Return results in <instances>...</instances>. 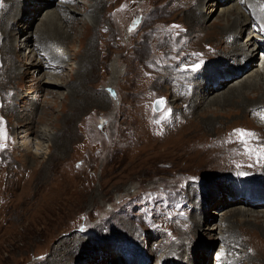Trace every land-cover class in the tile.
Returning <instances> with one entry per match:
<instances>
[{"label":"rangeland","instance_id":"1","mask_svg":"<svg viewBox=\"0 0 264 264\" xmlns=\"http://www.w3.org/2000/svg\"><path fill=\"white\" fill-rule=\"evenodd\" d=\"M114 1L112 5H102V10L109 11L112 16L110 21L104 22V27L110 24L115 28L103 42L104 48L100 50L95 36L90 35L86 40L94 43L96 65L93 72L96 74L83 85L84 92L77 90L74 81H70L77 79L76 62L84 52V47L80 48L81 35L74 32L77 36L67 56L71 58L72 52L79 55L74 60L69 59L63 70L68 75L64 80L68 79L69 85L73 83L71 87L77 98L73 94L64 100L62 95L66 91L62 88L57 91L56 101L52 102L56 107L42 106L38 101L37 105L40 109L44 107L43 113H46L43 121L46 124L51 121L50 126L57 127V131L53 128L57 139L49 147L43 141L40 152L45 154L34 161H29L25 151L28 147L36 151L35 142L21 138L20 129L12 133L10 125L17 121L21 123L15 114L9 113L8 107L13 105L15 108L16 104L22 110L21 115H26L34 105L29 97L37 88V81L46 80L43 76L46 70L42 68L32 73L28 64L23 65V62H31V47L16 52L26 59L15 64L16 73H20L21 78L5 85V90L10 93L0 99V121L7 135L6 146L0 149V264H154L167 251H163L160 245L156 254L153 253L161 243L159 240L167 238L171 245H175L180 238L189 237V233L183 232L187 227L192 229L194 243L205 253L208 251L207 254L215 256L221 246L219 231L212 235L207 229L220 224L224 228L226 221L230 222L233 234L239 237L237 246L240 247L241 241L245 242V246H241L246 256L241 259L243 264H257L258 261L252 259L255 254L253 246H256L252 239L260 236L258 239L264 241V237L259 229L237 222L230 213L239 207L244 208L234 202L242 195H227L239 189L264 193V174L261 173L264 159L257 155L264 147V138L261 137L264 130L258 132L255 128L259 123L252 124L249 121L251 116L244 112L243 117L234 106H211L208 113L200 107L193 117L183 116L186 123L194 120L193 126L180 124L187 109L181 108L179 100L175 101L177 94L189 89V95L197 93H193V86L202 78L187 77V74L200 72L213 58L206 60L197 48L176 49L179 41L169 45L163 53L162 48L155 47V36L150 31L163 19L170 36L182 34L181 42L189 44L192 35L183 33L193 23L189 8L192 5L185 11H176L174 4L179 0ZM214 1L204 0L202 12L198 15L199 19H204L205 31L223 19L222 7L211 6ZM233 1L226 0L222 6L231 8ZM3 2L5 4V0H0V9ZM77 5L78 10L83 0ZM20 8L19 4L6 18L14 17ZM51 8H54L53 3L43 6L32 21L28 31L32 35V45L36 44L33 37L36 26ZM212 10L214 12L210 13ZM34 14L30 13L29 18ZM18 26L16 22L10 28L1 26L0 29V36L3 32L10 34L16 47L22 42L20 40L29 36L25 30L20 34L22 29ZM249 32L257 34L253 30ZM246 37L247 32L242 33L239 42H244ZM3 41L0 38V50ZM196 63L200 70L190 69ZM255 69L252 66L228 78L221 92ZM24 70L29 73L23 75ZM181 75L186 77L181 79L183 84L175 85L176 76ZM107 88L114 90V94H109ZM101 94L104 97L96 99V95ZM22 95L28 98H22ZM161 98L164 107L155 112L154 101ZM202 116L223 123L217 124L215 130H204ZM235 129H244L255 135L245 137V144L239 135L234 134ZM148 130H156L153 134L159 133L160 137L162 133L166 135L158 140L160 137L151 136ZM224 133L229 135V145L234 140L233 149L236 150L231 170L199 166L198 163L205 159L202 151L207 142L204 138L215 136L217 139ZM194 136L197 139L193 141ZM24 141L28 142L27 146L21 145ZM211 147L219 152L215 142ZM210 151L214 155L215 152ZM226 177L231 183L236 178L253 182L243 186L234 182L232 187L218 183ZM226 200L227 204L224 203ZM257 203L262 205L264 200ZM250 212L261 214L264 206H254ZM194 220L199 222L196 233L192 227ZM260 225H264L263 219ZM224 254L226 257L229 253L225 251ZM239 255H243L242 252ZM206 260L205 264H213V260Z\"/></svg>","mask_w":264,"mask_h":264},{"label":"bare ground","instance_id":"2","mask_svg":"<svg viewBox=\"0 0 264 264\" xmlns=\"http://www.w3.org/2000/svg\"><path fill=\"white\" fill-rule=\"evenodd\" d=\"M225 1L226 0H215V3L211 5L213 6L216 4L222 7L220 8V14L223 16V19L217 26H211L209 31H205L203 29L204 19H199L198 17V15L202 12L204 0H179L178 3L174 4L176 11H185L187 7L192 5L189 8L191 9L190 16L193 18V23L186 30V32L183 33L192 35L190 38L192 41L189 42V44L181 42L182 34L170 36V30L165 26V20L163 19L158 21L159 23L155 25L150 33L153 32L155 36V47L162 48L161 50H163V53L166 52V49L169 47V45L176 44L179 41L180 44L176 45V49L186 47H191L194 49L197 48L200 50V54H202L206 60H211L208 58H213L210 63H207V66L201 68L200 72L187 74V77L200 76L202 81L194 84L193 93H197H194L192 96L188 94L191 92L189 91L190 89L183 90L181 88L183 91L180 90V93L177 94L175 101L179 100L182 106L181 108L187 109V112L183 113L181 116L180 124L186 123V118H183L185 114L189 117H193L200 107L203 108V111H207L208 113V110H210L209 108L211 106H234V108L240 110L243 117L245 116L243 115L244 112H247V114H249L248 117L251 116L249 121H251L252 124L254 122L259 123V125H257L255 128L259 132L261 129L264 130V123L260 122L264 121V119H261V116L264 115V54H262V52H264V0H234L231 8L229 6H222ZM51 3H53L54 8L48 10L40 20L39 24L36 26L33 35L36 40V44L32 45L33 43L31 44L30 42L32 35H30L28 32L32 26L31 23L34 21L39 9ZM78 3H80V0H58L57 2L54 0H23V4H21V0H5V4L3 2L0 9V29L1 26H4L5 29L10 28V26L18 22V28L22 29V31H19V33L24 34L27 32V34H29V36L27 35L23 40H20L22 42L18 44L19 47L14 46L12 36L10 34L3 32L2 36H0V38L4 39V44L1 46L0 50V99L2 100V98L7 96V93H10V90H5V85H11L12 83H15L16 80L21 78L20 73H16L15 64L16 62L22 63V60L26 59L24 56L22 57L20 53L16 55V52L19 49H29V47H31L29 50L32 55L31 62H23V65L28 64V67L33 69L32 73L35 71L38 72V70L42 68L46 70L44 74L41 73L46 80L43 82L37 81L36 84L38 86L33 91L32 96L29 97L30 100L34 102V105L30 110H28L26 115H21L22 110L19 107H16V104V109L13 108V105L8 107L9 113L15 114L21 123L19 124L17 121V123H10V125L7 122V124H9L11 127L12 133L14 134L16 133L14 130L20 129V134L22 135L21 138H26V140L32 139L35 142L34 145H36V151L30 150L29 147L25 151L27 152L26 155L30 158L29 161H34V158L38 159L41 155L43 157V154L45 153H41L40 151L43 148L44 142H46L48 144L47 147H49L53 145L57 139V135L55 136L53 133V128L57 131V127L54 125L51 127V121L47 123L48 125L46 124V121H43V117L46 113H43L44 107L40 109V107L37 105L38 101L41 102L42 106L51 105L56 107V105H52V102L56 101V95H59L57 91L62 88H64V91H66V94L64 92L62 95L64 100H67L70 96H73V94L74 97L77 98L78 95H76V92L74 93V89L71 87L73 83H75L74 87L77 90L82 89V92H84L83 85L87 83L88 79L94 78L92 76L96 74V72H93V67L96 65V58H94V43L92 41L86 42V40L90 37V35L95 36V40L97 39L98 46L101 50L104 48L103 42L115 29L110 24L109 26L104 27V22L109 20V17L112 19V16L109 14V11L102 10V5H112L115 3L114 0H83V5L77 10ZM19 4L21 5L20 12L16 13L14 17L10 15V17L6 18L7 14H10V12H12L15 7H18ZM212 12H214V10H212L210 13ZM30 13H35L31 19L29 18ZM112 13L113 12H111V14ZM161 14H163V11ZM26 21H29V23L27 24ZM217 28H219V30H217ZM250 30L257 32V34L252 35L251 32H249ZM74 32L76 34L78 32L80 33V48L84 47V52L80 54L81 56L78 62H76L78 69L77 79L74 78L70 80L71 82H74L69 85L70 81H67L68 79L64 80V78L68 77V75L66 72L64 73L63 69L65 66H68V61H70L69 59L74 60L76 59L75 56L79 55L78 52H72L71 58H68L67 56L68 52L71 51L72 43L77 36H75ZM94 32L96 33L94 34ZM244 32H247V37L244 42L240 43L238 38ZM260 45L263 46L260 48ZM103 53L104 51L101 54V60ZM217 60L219 62H217ZM117 61L118 62H116V65L119 64V59ZM252 66L256 69L247 72L243 76L244 78H239L235 84H232L227 90L221 92V89L226 86V80H228V78L239 74V72H242V70L246 68H252ZM49 70H52V72ZM28 73V70L23 71V75ZM114 73L116 74L117 72ZM185 78V75H181L179 78L176 76L175 85L183 84L181 79L184 80ZM60 79H63V81ZM218 79L220 80L219 82ZM113 91L114 90L111 88H107V92H109V94L113 95ZM71 92L72 94L70 95ZM24 96L26 95H22V98ZM26 97L28 98V96ZM97 97L101 98L104 96L101 94L96 95V99H98ZM74 107L75 104L73 105L72 110ZM202 118L204 130L208 131L213 130L217 124L222 125L223 123L222 121L209 119L207 116H202ZM193 121L194 120L187 122L186 125H192L194 123ZM156 130H148L147 132H149L151 136L160 137L158 135L159 133L153 134L156 132ZM165 135L166 134L163 135L162 133V137L158 138V140L163 139ZM228 137L229 135L226 133L222 134L217 139H215V136L205 137L204 140H206L207 144L205 146V150L202 151L205 159L203 162L198 163V165L206 168L214 166L219 171H230L232 163L235 162V160L233 161L232 156L234 153H236V150L233 149L234 140H232L231 144L229 145ZM261 137L264 138V134H262ZM193 138V141L197 139L196 136ZM258 141H256L257 144H259ZM26 142L27 141H24L21 145H26ZM213 142L218 144L217 149L219 152L214 151V148L211 147ZM193 144H196V142ZM210 149L215 152L214 155L211 153ZM212 162H215V164ZM261 173L264 174V168L261 169ZM228 179L229 181L227 182ZM230 180V178L226 177L223 182L219 181L218 183H221L223 186L230 185L232 187L234 182L237 185L242 186L253 182V180L242 181L241 179L238 180L236 178L233 180L232 184ZM230 192L235 195L233 196L231 193H228V197H235L237 194L242 195V198L239 200L234 199V202L235 204L238 203L239 205H242L244 208L239 207L238 209L230 211V213H233L235 220L239 223L249 225L248 227L259 229L261 236L264 237V225H260V220H264V212L261 214H252L250 212V209H252L254 206H264V204L260 205L257 203V201L264 200V193L256 191L251 192L245 189H239L236 193L232 191ZM252 195H258L261 197L255 198ZM224 203L227 204L228 201L226 200ZM221 216H224V214H221ZM245 217L248 219L246 220ZM226 222L227 226L224 227L227 228L226 230L221 224L207 229L210 230L212 235H215L216 232L219 231L218 239L221 240V246L219 252L215 256H210V253L207 254L208 251L205 253V250H203L201 247L199 248L198 245L194 243V240L191 236L192 229L187 227V229L183 232L189 233V237H185L184 239L180 238V240L175 245H171L167 238L159 240L161 243L157 244V248L153 253L156 254L160 245H162L163 251L166 249L167 251H165L154 264L164 261H167L166 264H205L207 261L206 258H208L210 261L213 260V264H243L241 259L246 256L245 252L242 250V247L245 246V242L241 241L239 244L240 247L237 246L239 237L233 234L234 231H231L232 227H230V222ZM192 227H194L193 231L196 233V229L199 227V222L194 220V226L192 225ZM259 237L260 236L254 237L253 239L251 238L253 243L256 245L253 246L255 254L252 259H256L258 261L257 264H264V241L258 239ZM189 241H191V245L189 244ZM163 242L165 245H163ZM207 249L210 250V247H207ZM232 250H235L233 251V254L231 253ZM225 251L229 253L226 255V257H224ZM240 252H242L243 255H239ZM247 258L250 260L249 257Z\"/></svg>","mask_w":264,"mask_h":264},{"label":"snow or ice","instance_id":"3","mask_svg":"<svg viewBox=\"0 0 264 264\" xmlns=\"http://www.w3.org/2000/svg\"><path fill=\"white\" fill-rule=\"evenodd\" d=\"M174 27H178V26H174ZM196 67H198V65ZM155 105L162 107L164 105L163 98L155 101ZM153 110L156 111L158 109L157 107L154 106ZM166 115L167 113H165V116ZM261 119H264V115L261 116ZM234 134L239 135L241 138V142L245 144L247 143V141L245 140V137H252L255 135L254 133L248 132L247 130H244V129H235ZM6 139H7V135H6V132L3 130L2 121H0V149H3L6 146L4 143ZM257 155L260 156L261 158H264V147H262V151L260 153H257Z\"/></svg>","mask_w":264,"mask_h":264},{"label":"water","instance_id":"4","mask_svg":"<svg viewBox=\"0 0 264 264\" xmlns=\"http://www.w3.org/2000/svg\"><path fill=\"white\" fill-rule=\"evenodd\" d=\"M155 101H157V100H155ZM155 101H154L153 107H154V106L157 107L158 110H156L155 112H159L160 110H162L163 106H162V107H160V106H156V105H155Z\"/></svg>","mask_w":264,"mask_h":264}]
</instances>
